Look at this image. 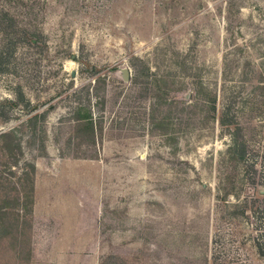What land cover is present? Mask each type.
<instances>
[{
    "label": "rangeland",
    "instance_id": "374dc122",
    "mask_svg": "<svg viewBox=\"0 0 264 264\" xmlns=\"http://www.w3.org/2000/svg\"><path fill=\"white\" fill-rule=\"evenodd\" d=\"M0 264H264V0H0Z\"/></svg>",
    "mask_w": 264,
    "mask_h": 264
},
{
    "label": "water",
    "instance_id": "95a60500",
    "mask_svg": "<svg viewBox=\"0 0 264 264\" xmlns=\"http://www.w3.org/2000/svg\"><path fill=\"white\" fill-rule=\"evenodd\" d=\"M123 73H124L125 79H128L129 78V69L128 68H124L123 69Z\"/></svg>",
    "mask_w": 264,
    "mask_h": 264
},
{
    "label": "trees",
    "instance_id": "16d2710c",
    "mask_svg": "<svg viewBox=\"0 0 264 264\" xmlns=\"http://www.w3.org/2000/svg\"><path fill=\"white\" fill-rule=\"evenodd\" d=\"M229 149L231 150L232 149V146H229Z\"/></svg>",
    "mask_w": 264,
    "mask_h": 264
}]
</instances>
